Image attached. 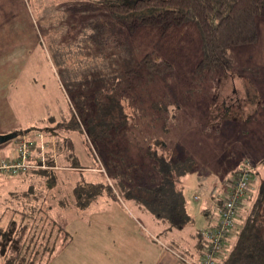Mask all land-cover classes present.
<instances>
[{"label":"trees","instance_id":"obj_1","mask_svg":"<svg viewBox=\"0 0 264 264\" xmlns=\"http://www.w3.org/2000/svg\"><path fill=\"white\" fill-rule=\"evenodd\" d=\"M76 3V17L70 23L65 42H60L57 48L50 47L51 55L48 53L52 65L58 67L56 74L69 101L68 110L59 120L47 114L39 127L15 131L16 138L29 134L33 137L26 143L28 156L24 167L0 169L2 177L21 178L22 182L30 177L40 178L47 181L43 183L49 190L55 183L63 185L65 188L61 186L58 192L64 196L57 197L54 192L42 194L33 183L21 191L11 190L8 199L5 198L6 209L0 213V225L3 217L14 215L6 227H0L1 264H48L73 241L66 223L57 220L60 214L52 212L59 208L81 211L100 197L117 201L115 187L140 209L165 223L164 231L183 229L191 221L184 178L194 168V161L181 152L169 151L165 145L140 146L135 139L132 141L127 112L131 102L125 101L135 86L133 93L138 103L141 94L137 91L161 80L172 71V66L151 54L137 59L134 50L124 41L118 42L116 36L121 30L132 34L142 26L170 28L194 24L203 52L196 73L203 77L228 70L231 66L228 51L255 43V19L264 18V0H77ZM87 47L97 50L88 51ZM151 108L157 117L167 111L165 103L153 101ZM73 135H77L76 139L82 137L88 154L94 157L91 166L81 164ZM42 136L46 141L38 145ZM40 147L44 153L34 156L33 151ZM22 158L16 153L6 161L19 163ZM83 170H88L92 177L85 176ZM243 170L249 172L251 184L261 172L238 168L233 171V178ZM65 173H75L77 180L70 184L69 176H66L69 179L62 177ZM251 193L236 209L234 225L215 264H264V182L255 200ZM47 196L52 204L44 208L39 201L44 202ZM223 201L217 202V213ZM203 215L208 217L211 211L208 214L205 210ZM203 230L196 234L197 261L205 246ZM192 258L193 255L180 258V262L192 264Z\"/></svg>","mask_w":264,"mask_h":264},{"label":"rangeland","instance_id":"obj_2","mask_svg":"<svg viewBox=\"0 0 264 264\" xmlns=\"http://www.w3.org/2000/svg\"><path fill=\"white\" fill-rule=\"evenodd\" d=\"M25 1L29 11L27 16L33 21L37 35L35 38L33 34L22 33V41L30 43L29 38H35V45L40 47L42 53L51 62L50 47L57 48L60 42H65L63 39L69 34L70 23L76 17L74 5L77 4V0ZM83 20L84 17L81 21ZM255 24L256 42L231 48L228 51L231 59L230 68L203 77L196 73V66L202 59L203 52L202 40L194 24L184 23L170 28L142 26L132 34L126 30L123 33L121 30L116 36L118 42L124 41L130 46L137 59H141L145 54H151L155 59L166 60L172 66V71L161 77V80L150 83L142 91H137L141 94L138 103L133 93L135 86L131 97L125 99L127 104L131 102L127 105L128 130L130 131L128 135L132 141L135 139L137 145H165L169 151L171 149L174 152H181L180 154L188 155L194 161V168L184 179V195L191 221L181 230L164 231L165 223L148 211L140 209L134 200L126 198L115 187L119 198L117 201L100 197L81 211L59 208L52 212L53 215L60 214L57 220L61 219L63 224L66 223V229L73 236V241L48 264L60 262L69 264H155L162 253H175L179 259L184 260L190 258L191 255L195 256V252L199 253V250L195 249L196 234L207 227V219L200 212V208L205 206L202 188H207V192L210 190L208 198L217 204L218 201L224 200L225 190L234 175L233 171L247 167V169L261 170L256 182L251 184V197L256 199L264 182V167L254 161L255 158L251 157L249 148L247 152L243 151V141L250 140L246 137L250 131L247 132L248 126L244 125V122L248 123L249 120L242 121L241 126L238 125L236 120L238 115L234 111L238 106H243L245 109L252 102H256L255 97L252 96L253 88L263 90L261 84L264 83V18L257 17ZM70 33L73 34V31ZM76 35H79V31ZM26 49V46L16 45L10 48H0V50L7 51L0 55V74L7 72V64L11 62L13 63L10 69L13 71L19 65H23L18 62ZM91 49L93 52L97 50L96 47L86 48L88 51ZM3 55L7 57L4 59ZM253 65L259 69L257 77L255 73L249 72L250 68L241 69ZM53 67L55 73H58V67ZM56 78L60 83L58 76ZM245 79L251 84L244 83ZM63 96L66 97V95ZM48 99L59 101L53 102V106L47 104L44 110L42 109L43 112L35 107L37 113L32 114H36L34 120L30 117L29 120H24L25 124L30 125L32 121L38 124L47 117L45 115L50 116L49 114L55 112L57 114L60 107L62 111L68 110L67 97L65 99H67L68 106L56 95L50 94ZM32 100L35 103L42 101L37 95H32ZM153 101L167 105L164 116L157 117L151 113ZM246 115L251 116V121L258 122L256 126L264 124V107L260 109L255 107L252 113L247 112ZM17 122L15 117L12 122L8 118L6 123L0 118V132H5L10 127L15 128ZM261 128L264 136V127ZM6 134L9 133L6 132ZM76 136L73 135V139L78 158L82 165L91 166L94 157L88 154L82 137L76 139ZM22 140H24L23 143H27L33 140V137L29 134L1 144L0 158L3 161L10 160L16 153H19ZM45 141L46 139L42 136L38 145ZM44 151L42 147L37 148L33 151V155H42ZM263 156L264 154H259L258 160L263 159ZM82 172L88 178L92 177L88 170ZM66 176L71 178L70 184L77 180L75 173L69 175L65 173L62 177L65 179ZM24 181L22 182L21 178H5L0 175V203L3 201L0 213L6 209L5 198L8 199L11 190L21 191L30 183L38 188L37 191L42 190V194L49 195L54 192L57 193V197L64 196L58 192L63 185L55 183L54 187L49 190L43 183L47 181H42L40 178L30 177L29 180ZM213 189L217 191L211 199L210 193ZM48 197L44 202L39 201L44 208L52 204L50 203L52 199ZM204 209H210L211 213L214 210L210 203H206ZM13 217L14 215L9 214L3 217L0 227H6L8 220ZM18 222L19 219H17ZM192 261L197 260H190L191 263Z\"/></svg>","mask_w":264,"mask_h":264},{"label":"crops","instance_id":"obj_3","mask_svg":"<svg viewBox=\"0 0 264 264\" xmlns=\"http://www.w3.org/2000/svg\"><path fill=\"white\" fill-rule=\"evenodd\" d=\"M28 7L25 0H0V48H10L13 45L16 46H26V52L24 55L20 56V61L18 64V68L13 71L10 69V66L13 62L8 65L7 72H3L0 74V118L4 119L5 123L7 119L12 122L13 118L17 119V124L14 127H10L7 131L0 132V135H5L7 133H14L15 131H20L23 129H27L32 126H39L42 120L38 124H34L33 121L30 125L25 124L24 120H29L30 117H33L34 120L35 115L34 112L37 113L35 107L41 109L40 112H43L44 107L48 104L53 106V102H58V99L50 100L48 99L50 94L58 96L62 101L67 103L66 97L63 90L61 89L60 83L57 80V74L54 71V67L51 62L46 58V56L40 50V47L35 45L36 38V29L34 27L33 21L28 18ZM29 19V20H28ZM33 34L35 38L31 39L30 43H24L22 41L21 34ZM20 41V42H16ZM41 51V52H40ZM2 53H7V51L0 50V55ZM4 59L7 55H3ZM24 56V57H23ZM4 61V60H1ZM7 61V60H6ZM18 61V60H17ZM5 62V61H4ZM8 63V62H6ZM5 63V64H6ZM15 63V61H14ZM249 72L252 74L255 73L256 77L258 75L259 69L257 66H246L241 69L246 70L249 69ZM242 73V72H241ZM245 77V76H244ZM244 83L251 84V82L247 79L244 80ZM262 89L264 90V83L261 84ZM261 89L253 88L252 96L255 97L256 102H252L248 107L238 106L234 111L236 112L237 124L241 126L242 121L247 127V132L249 134L246 137H249L250 140L247 142L244 140L242 143L243 151L247 152L248 148L251 152V157L255 158V162L264 167V156L263 159L258 160L257 156L259 154H264V136L262 135L261 127H264V124L256 126L258 124L257 121H251V116L247 117V112H253L254 108H263L264 107V91ZM63 94V95H62ZM32 95H37L42 101H38L35 103L32 100ZM261 98L260 100H258ZM256 104V105H255ZM68 106V103H67ZM43 109V110H42ZM244 109V113H243ZM63 109L60 107L53 114H49L53 116L55 119H60L61 114L66 111H62ZM173 110V108H172ZM175 110V109H174ZM46 112V111H45ZM230 112V111H229ZM232 113V112H231ZM230 114V113H229ZM9 115V116H8ZM235 115V113H233ZM46 116V115H45ZM40 117V116H39ZM239 117V119H238ZM23 122V124L21 123ZM2 124V122H1ZM33 124V125H32ZM27 127V128H26ZM14 129V130H12ZM245 139V138H244ZM255 150V152H254ZM258 155H257V154ZM245 156V155H244ZM246 157V156H245ZM185 179V178H184ZM184 190V186H183ZM204 191V201L203 204L206 206V203H210L214 210L211 215L205 218L207 219V228H212L214 224L212 221L216 218L217 214V205L212 202L208 198L207 188H202ZM206 198V200H205ZM205 206L200 208V212L205 211ZM188 206H186L187 208ZM210 209H208V214ZM188 211V208H187ZM215 222V221H213ZM206 228V227H205ZM229 240V239H227ZM194 245V243H193ZM198 254L195 252V256L191 260H197ZM193 262V261H192ZM58 264H69V263H58ZM155 264H186L180 262L179 256L175 253L165 254L162 253L158 256L157 262Z\"/></svg>","mask_w":264,"mask_h":264},{"label":"built area","instance_id":"obj_4","mask_svg":"<svg viewBox=\"0 0 264 264\" xmlns=\"http://www.w3.org/2000/svg\"><path fill=\"white\" fill-rule=\"evenodd\" d=\"M23 143V142H22ZM20 143L21 149L19 154L23 157L22 161L19 163H9L7 161H0V169L5 171L12 170L14 167H24V160L28 156V146L26 143ZM215 190L211 192L213 195ZM251 193V182L249 179V172L243 170V172L236 177H234L228 184L225 190V197L222 204L221 210L217 213L218 217L212 228H208L202 231V236L204 240V245L208 248L209 252H214L216 250V255L221 253L225 238L229 235L234 225V218L236 216V209L240 205L241 200L250 195ZM222 246V247H221ZM221 247V248H220ZM211 254L208 255L201 263L200 258L196 262L197 264H213L211 260Z\"/></svg>","mask_w":264,"mask_h":264},{"label":"bare ground","instance_id":"obj_5","mask_svg":"<svg viewBox=\"0 0 264 264\" xmlns=\"http://www.w3.org/2000/svg\"><path fill=\"white\" fill-rule=\"evenodd\" d=\"M213 190H215V192H214V194L216 193V189H213ZM212 190V191H213ZM211 191V192H212ZM214 194L213 195H211V193H210V198H213L214 197ZM224 197H225V193H224ZM222 247V246H221ZM220 247V248H221ZM216 250L214 251V252H209L208 251V248H206V246H204L203 247V249H202V252H201V254H200V263L208 256V255H210L211 254V258H208V261L209 260H211L212 262H213V264H215V262H216V259H217V255H216ZM192 264H197L196 262H192Z\"/></svg>","mask_w":264,"mask_h":264},{"label":"water","instance_id":"obj_6","mask_svg":"<svg viewBox=\"0 0 264 264\" xmlns=\"http://www.w3.org/2000/svg\"><path fill=\"white\" fill-rule=\"evenodd\" d=\"M17 134L16 133H9L6 135H0V145L3 143H6L7 141L16 138Z\"/></svg>","mask_w":264,"mask_h":264}]
</instances>
